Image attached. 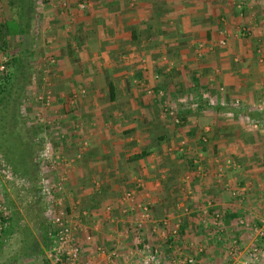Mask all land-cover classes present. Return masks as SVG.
Returning <instances> with one entry per match:
<instances>
[{
	"label": "crops",
	"instance_id": "obj_1",
	"mask_svg": "<svg viewBox=\"0 0 264 264\" xmlns=\"http://www.w3.org/2000/svg\"><path fill=\"white\" fill-rule=\"evenodd\" d=\"M21 1L0 0V40L37 42L48 57L32 94L49 93L33 103L38 170L63 179V203L88 214L93 243L119 262L158 250L202 264H224L230 235L247 245L236 222L255 223L264 203V0H32L27 34ZM129 190L135 214L121 202ZM140 205L151 218L137 236ZM80 233L82 259L109 264Z\"/></svg>",
	"mask_w": 264,
	"mask_h": 264
},
{
	"label": "built area",
	"instance_id": "obj_2",
	"mask_svg": "<svg viewBox=\"0 0 264 264\" xmlns=\"http://www.w3.org/2000/svg\"><path fill=\"white\" fill-rule=\"evenodd\" d=\"M63 6H66V4L63 3ZM80 6L85 7V4L81 3ZM219 42L221 45H224V40H220ZM7 60V56L0 52V73L5 71ZM49 62L53 63L54 59L50 58ZM48 100V92L43 95H37L35 99L36 102L41 103H48ZM235 103L238 104L239 100H235ZM257 108L260 111H264V103L259 104ZM252 126L258 127V123L254 122ZM45 149L43 155L44 164L50 169L55 168L58 164V156L49 153L50 149H48L47 145ZM226 164L236 166L232 160H227ZM4 172L3 170L0 171V176H2ZM7 174L9 175V173ZM7 174L3 176L10 177V175L7 176ZM62 181V178L56 181H48L44 176L39 179L40 194L42 197L48 199V209L51 211L46 221L45 232L47 246L43 250L41 264H89L88 261L82 259L83 246L79 238L80 232L83 233L84 236L82 238H84L86 243L93 244L95 255L106 258L109 264H202L200 260L192 256L180 255L172 257L158 250L148 251L147 256L142 255L140 258L133 257L132 252H129L122 257V262H119V254L115 249L106 250L102 245H95L93 243V232L90 231L88 226L81 223V217H88V214L85 211L77 214L74 207H67L63 203L61 195L63 190ZM136 185L137 187L142 186L141 181L138 180ZM243 190L244 188L237 189L232 193L237 196L238 192ZM133 201V190L123 193L121 202L129 205V211L131 213H136L137 208L133 206ZM210 205L211 203L209 202V206ZM208 207L203 209L201 213L202 216H210ZM138 208H140V212L137 214L139 220L137 219V221H135V227H130L137 236L141 233L142 223L151 218L149 205H140ZM105 210L111 212L112 208L107 205ZM258 213L259 215L255 223H249L245 218L239 219L236 222L238 227L245 228L248 231L250 242L247 245L234 235H230L228 239L225 240L224 256L227 264H256L264 258V203L258 210ZM212 215L214 216L212 220H214L213 224L216 227V232H220L222 227V223L220 222L221 216L216 212ZM10 216L11 209L4 202L0 201V238ZM167 221L168 220L165 219L162 222L163 226L168 225ZM178 227L179 225L176 223L171 231L172 235L175 236ZM140 242L141 240H139L138 237L135 244L137 245Z\"/></svg>",
	"mask_w": 264,
	"mask_h": 264
},
{
	"label": "trees",
	"instance_id": "obj_3",
	"mask_svg": "<svg viewBox=\"0 0 264 264\" xmlns=\"http://www.w3.org/2000/svg\"><path fill=\"white\" fill-rule=\"evenodd\" d=\"M26 6L22 5L21 10L28 24H25L24 29H19L20 34L28 33V8H32L33 1H27ZM7 33L8 31L5 35ZM2 34L0 31V35ZM1 41L0 49H4L5 41ZM26 44L20 45L13 53L1 51L8 60L5 71L0 73V161L5 164V172L10 174V177L5 176L8 185L21 191V194H16L21 210L14 203L8 205L13 209L0 238V247H3L8 236L15 234L19 236V248L11 258L0 264H27L36 257H41L47 246L45 229L47 217L51 214L48 202H44L40 194L37 180L39 162L36 154L37 146L40 145V141H37L38 130L20 114V106L29 95V81L33 69V53Z\"/></svg>",
	"mask_w": 264,
	"mask_h": 264
},
{
	"label": "rangeland",
	"instance_id": "obj_4",
	"mask_svg": "<svg viewBox=\"0 0 264 264\" xmlns=\"http://www.w3.org/2000/svg\"><path fill=\"white\" fill-rule=\"evenodd\" d=\"M25 2H22L21 5H24ZM13 40L15 41L16 38L14 37ZM29 41L26 40V43L27 45H29L31 48H33V50L35 51V54H33V69H32V75L30 77V81H29V95L27 97H25L22 105L20 106V114L26 118L25 120L26 121H30L33 125L35 124V119H34V113L33 112V107H34V104L35 103V99H36V96L38 95L39 93V89L36 88V86H39V84H42L43 80H42V72L44 73V79L46 80L49 76V71L47 70V65H44L42 63H39L37 65V67H41V73L38 71V69H36L35 71V65L37 64V58L38 56H42L45 57L44 55H46L44 53V49H43V53H42V49L40 48V44H37L36 42V45L35 44H32V46L30 45V43H28ZM33 43V42H32ZM2 44V41L0 40V45ZM19 42L15 41L12 45H10L9 47L5 45L4 49H0V52L5 50L6 53H13L14 51L16 52V50L19 48ZM49 55V54H47ZM41 58V57H40ZM46 58V62L48 60V57H45ZM50 59V58H49ZM44 62V61H43ZM46 70V71H44ZM33 74L34 77H33ZM41 78V79H40ZM41 82H40V80ZM48 81V79H47ZM31 86V87H30ZM41 86V85H40ZM39 90L36 94L32 95L34 93V91H37ZM29 103V104H28ZM27 111H26V110ZM25 110V111H24ZM35 126V125H34ZM44 169V168H43ZM42 170L39 169L38 172H37V180L39 181L40 177H42L43 175H45L46 179H49L51 178V174L50 173H46L47 171L43 170V173H41ZM3 183L5 184L3 186ZM20 192L19 194H21V191L19 190H16V189H12L8 183L6 182V179L5 177H0V198L5 201L8 205H13L12 203H14V206L18 208V210H21V205L19 204L18 202V198L16 197V194ZM23 193V191H22ZM24 194V193H23ZM44 198V197H43ZM47 200L46 198H44V202L47 203ZM10 203V204H9ZM11 207V206H10ZM46 208V207H45ZM11 210L13 209L10 208ZM11 237L9 240L5 241L3 247L1 246L0 247V262L4 261V260H7L9 258H11V256L13 255V253L19 248V239H18V235H15L13 234L12 236H9ZM219 256V260L220 262L223 261L224 264H227L226 262V258L224 256V252H220V254L218 255ZM27 263V262H26ZM19 264H23L22 262L19 263ZM27 264H41V257H36L34 260H32V262H28Z\"/></svg>",
	"mask_w": 264,
	"mask_h": 264
}]
</instances>
